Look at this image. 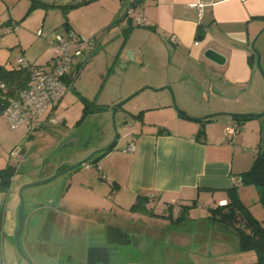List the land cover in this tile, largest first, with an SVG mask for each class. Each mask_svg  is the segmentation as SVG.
Instances as JSON below:
<instances>
[{
  "label": "crops",
  "instance_id": "0c3cea01",
  "mask_svg": "<svg viewBox=\"0 0 264 264\" xmlns=\"http://www.w3.org/2000/svg\"><path fill=\"white\" fill-rule=\"evenodd\" d=\"M97 2L100 13L91 20L88 28L79 26L76 21L64 24L65 30L72 29L97 40L96 47L87 57V64L76 79L93 69L97 61L102 65L99 72L104 69L102 76L109 74L106 80L121 75L124 81L126 79L123 85L125 92L120 98L142 92L153 102L166 103L168 92H153L172 87L183 109L192 107L194 112L189 116L218 113L204 123V142L195 138H199L196 134L200 123L192 118L184 122L179 116H171L167 120V123L185 125L181 130L166 129L159 117L146 119V113L141 115L140 126L135 121L123 125L121 128L126 135L130 134L127 144L114 146L100 161H96L102 165L100 176L113 189L112 197L122 204L132 205L137 194L143 193L162 205L175 202L190 204L196 200V206L208 209L225 203L227 190L237 185L240 198L241 184L233 178L247 170L253 158L248 162L246 152H241L244 150L241 147L246 144L245 132L239 131L241 127L234 133H228L227 128L237 125L230 112L244 113L258 106L264 109V80L260 81L254 73L255 65L250 62L252 40L264 29V0H128L136 5V12L145 16L144 24H136L124 17L122 0ZM52 38L47 41L48 46ZM260 46L264 57V43ZM207 48L221 53L223 63L206 58L204 51ZM20 52L18 49L13 57ZM127 72L135 73L137 77L128 75L127 78ZM149 108L147 106L146 110ZM147 123L156 124L159 129L147 128ZM129 142L134 143L132 150L128 149ZM60 165L52 163L48 173H56ZM41 177L38 173L27 174L15 187L13 177L6 189L8 200L2 201L1 193L5 190L0 191L3 264L6 261L14 264L12 259L16 258L11 238L19 220V187ZM200 199L207 200L208 204ZM27 203L29 218L24 242L32 250L28 239L35 233L32 218L45 206L36 199L34 192L30 193ZM195 217L190 216L189 219L197 220ZM218 245L212 251L210 247L199 246L200 250L204 249V255H213L217 261L205 263L207 256H204L196 259L198 263L246 264L237 246L231 249L220 246V242ZM188 259L186 263L173 264L194 263L190 256Z\"/></svg>",
  "mask_w": 264,
  "mask_h": 264
},
{
  "label": "rangeland",
  "instance_id": "374dc122",
  "mask_svg": "<svg viewBox=\"0 0 264 264\" xmlns=\"http://www.w3.org/2000/svg\"><path fill=\"white\" fill-rule=\"evenodd\" d=\"M85 1L87 2L84 0H0V64L11 67L13 54H16L19 49L21 55L30 63L43 65L51 56L52 49L47 41L56 34L67 35V30L64 29L65 21L70 23L76 21L79 26L88 28L92 23L91 20L98 17L100 13L98 0ZM32 3L37 5L31 8ZM51 4L56 5L50 6ZM38 31L41 35L37 34ZM262 41H264V32L260 33L255 43V48L259 51L260 44L264 43ZM260 53L261 66L264 68V57H262V51ZM83 58L85 56L82 55L81 59ZM95 66L87 73H83L80 79L74 80L73 85L56 107L55 122L46 123L44 126L41 122H37L33 126L21 125L12 128L3 117H0V167L13 166L14 187L24 180L27 174H41L40 179L55 174L48 173L52 163L57 162L62 165L76 163L96 148L108 146L113 142L115 134H117L115 147H124L130 134L126 135L121 127L133 121L138 122L140 126L141 119L136 118V114L142 108H145L143 113H146V119L159 117L163 122L162 127L166 129L181 130L183 126L185 127L182 123H167L171 116H179L184 122L191 118L189 113L194 112L192 107L186 106V109H183L172 87L153 92H168L169 100L166 103L159 100L153 102L146 94L139 92L119 105L113 114V105L131 95L130 93L120 98L126 79L124 81L121 75L106 80L109 74L102 76L101 72L103 73L104 69L99 72L102 65L96 61ZM254 69L260 81L264 80L257 65ZM128 75L131 78L136 76L135 73L127 72V78ZM87 104L90 113L79 122L84 106ZM147 106H150L148 110H146ZM257 108L244 113L264 112L260 106ZM43 118L44 115L40 117V120ZM145 126L150 129H159L156 124L147 123ZM240 127L239 131L245 132L247 144L241 147L244 149L241 152H246L248 162H251L253 153L257 151L259 139L261 135H264V115L243 120ZM81 133V146L66 142L77 134L76 139H78ZM16 147H18L17 152L13 154L12 151ZM102 157L99 159L93 157L74 169L59 173L46 183L25 188L22 192L23 207L21 209L23 216L25 215V222L18 237L20 248L15 238L19 220L11 238L16 257L12 259L14 264H30V262L31 264H85L86 250L89 246L105 245L102 221L108 222V218L115 213L122 220L121 226L134 225L140 218L143 221L141 223L143 228L139 231H130L131 241L126 245L111 248L108 261L97 264L186 263L189 256L194 261L193 264H199L196 259L204 256H207L205 263L217 261L213 255L211 257L204 255V249L200 250L199 246L210 247L212 251L214 246H219L220 242L222 247L236 248L237 239L233 227L208 221L204 218L206 207H193L189 217L197 216L195 218L198 219L187 218L178 225L170 224L168 220L159 217L131 212L129 210L131 203L122 204L121 201L113 198L111 185L100 176L102 165L100 162L96 164V159L100 161ZM240 187L242 203L257 220H264V205L259 199L258 187L253 184H241ZM6 192L5 190L1 193L2 201L9 199ZM33 192L36 199L44 203L45 207L42 211L37 210L32 218L35 222L34 227L36 226L37 229L33 227L32 230L35 233L28 238L32 243V250H30L26 247L24 240L29 218L27 199ZM18 198L20 216L21 199ZM200 201L208 204L207 200L200 199ZM170 204L174 206L173 217H175L180 203ZM150 205L157 214L168 212L165 205L158 204L155 200H151L147 206ZM196 249L199 250L196 251ZM1 252L0 245V263L3 264ZM98 253L95 256L97 258ZM6 264L10 263L6 261Z\"/></svg>",
  "mask_w": 264,
  "mask_h": 264
},
{
  "label": "trees",
  "instance_id": "16d2710c",
  "mask_svg": "<svg viewBox=\"0 0 264 264\" xmlns=\"http://www.w3.org/2000/svg\"><path fill=\"white\" fill-rule=\"evenodd\" d=\"M84 2H86L84 0ZM37 3H32L31 8L36 6ZM50 6H55L51 4ZM130 20V19H128ZM68 22L65 21L66 25ZM250 62L256 65V54L252 51L250 56ZM28 79V72L25 69H15L12 66L7 67L4 64H0V81L4 83L5 88H0V113L3 110L7 99L9 97L16 96L18 92L26 85ZM90 113L88 110V104L84 106L82 117L79 122L83 121L85 117ZM143 110H140L136 114V118H141ZM212 116L191 117L200 123V127L197 131V140L205 141L204 123ZM237 122V128L241 126V121L253 117L252 115H232ZM239 124V125H238ZM116 140L113 141L103 152L96 158L104 156L107 152L114 148ZM98 159H96L98 161ZM69 165H60L57 172H62ZM74 169V168H73ZM14 168L11 165H7L0 169V191L9 188L12 177L14 176ZM240 184H253L258 187L259 199L264 205V135H261L257 151L253 156L250 167L239 173ZM228 200L224 204H218L215 207L207 209L206 219L212 223L226 224L233 227L235 236L237 239V251L240 253L246 264H264V220H257L249 211L248 207L242 203L239 198L237 185L227 190ZM153 200L152 196L147 194L138 193L135 202L130 206L131 212L148 214L151 216L166 219L170 224L178 225L189 218L190 210L196 206V200H192L190 204H180L178 214L173 217V205L165 203V208L168 211L167 214H157L152 206H147L148 203ZM108 222L102 221L104 228V240L103 246H89L86 251V264L103 263L107 260V254L111 248H116L122 245H126L131 241L132 230L139 231L143 227V222L140 218L136 220L134 225L121 226L122 220L117 216H110ZM107 245V246H106ZM99 257H95L97 255ZM251 252V253H248ZM250 254V255H249ZM249 257H248V256ZM97 258V259H95Z\"/></svg>",
  "mask_w": 264,
  "mask_h": 264
},
{
  "label": "built area",
  "instance_id": "2783aa9c",
  "mask_svg": "<svg viewBox=\"0 0 264 264\" xmlns=\"http://www.w3.org/2000/svg\"><path fill=\"white\" fill-rule=\"evenodd\" d=\"M128 0H122L123 15L126 19L136 24H144L145 16L136 12V5ZM41 35V32H37ZM173 39V36H170ZM198 44V41L194 42ZM51 56L43 65L30 63L21 54L13 57L12 67L25 69L28 72L26 85L16 96L9 97L0 117H3L12 128L21 125L33 126L37 122L42 125L55 122L56 107L64 95L73 85L76 77L81 73L90 51L97 45L94 37H85L72 29L67 30V35L56 34L49 42ZM85 58L81 59V56ZM0 88H5L0 81ZM44 118L40 120V117ZM237 126L228 127V133H234ZM134 143L129 142L128 149L132 150ZM18 147L12 153L17 152ZM240 180L239 177L233 178ZM224 204V203H219Z\"/></svg>",
  "mask_w": 264,
  "mask_h": 264
},
{
  "label": "water",
  "instance_id": "95a60500",
  "mask_svg": "<svg viewBox=\"0 0 264 264\" xmlns=\"http://www.w3.org/2000/svg\"><path fill=\"white\" fill-rule=\"evenodd\" d=\"M262 30H264V29H262ZM262 30H261L259 33H257V34L255 35V37L253 38L252 43H251V48H252V50H253V51L255 52V54H256V65H257V67H258V69H259V71H260L262 77H264V68H262V66H261V61H260V60H261V53H260V51H259L257 48H255V45H254V44H255V41H256L257 38L259 37V35H260V33L262 32ZM204 56H205L206 58H208L209 60L214 61V62H216V63H223V61H224V56H223L221 53H219L218 51H216V50H214V49H212V48H207V49H205V51H204ZM168 88H169V87H168ZM133 95H134V94H131L130 96H128V97H126L125 99L121 100V101H120L119 103H117L116 105H113V107H112V112H113V114H114L116 108H117L119 105H121L122 103H124L127 99H129V98L132 97ZM216 114H218V113H211V114H209V115H210V116H214V115H216ZM229 114H230V115H238V114H242V113L230 112ZM209 115H205V116H209ZM243 115L260 116V115H264V112H261V113H243ZM205 116H201L200 118H203V117H205ZM116 139H117V134H115V138H114L113 141H115ZM70 141H71V139H68L66 142L68 143V142H70ZM110 144H111V143H110ZM110 144H109V145H110ZM109 145H108V146H109ZM108 146L103 147V148L96 149V150L93 151L91 154H89L87 157H85V158H83V159L77 161L76 163H74V164H72V165H69V166H68L67 168H65L62 172H66V171H69V170H71V169H73V168H76L77 166L81 165L82 163H84V162L90 160V159L92 158V156H93L95 153H97V152H103V150L106 149ZM59 173H61V172H57V173H55V174H53V175H51V176H49V177H47V178H44V179H39V180H36V181H30V182H27L26 184H24V185L19 189V197H20V199H21V207H20L19 223H18V226H17L16 231H15V238H16V243H17L18 248H20V246H19V241H18V237H19V233H20V231H21V228H22V225H23V222H24V216H23V213L21 212V209H22V207H23V198H22V191H23V189L26 188L27 186H32V185H37V184H43V183H46V182L52 180L53 178H55ZM30 264H31V262H30Z\"/></svg>",
  "mask_w": 264,
  "mask_h": 264
},
{
  "label": "flooded vegetation",
  "instance_id": "af4514ba",
  "mask_svg": "<svg viewBox=\"0 0 264 264\" xmlns=\"http://www.w3.org/2000/svg\"><path fill=\"white\" fill-rule=\"evenodd\" d=\"M255 53V52H254ZM78 135V134H77ZM77 135H76V137L75 136H73L72 138H70L71 139V141H70V143H73V144H75V145H78V146H81V138H82V133L78 136V139H76L77 138ZM96 149H98V148H96ZM102 152H97V153H95L93 156H92V158L93 157H97V156H99L100 154H101ZM57 173V172H56ZM12 179H13V177H12ZM117 248V247H116ZM111 250V249H110ZM110 250H109V254H110ZM109 254H107V260L105 261V262H103V263H106L107 261H108V258H109Z\"/></svg>",
  "mask_w": 264,
  "mask_h": 264
}]
</instances>
